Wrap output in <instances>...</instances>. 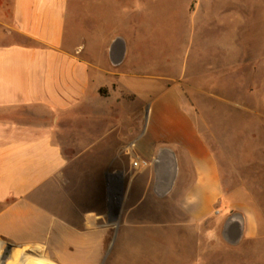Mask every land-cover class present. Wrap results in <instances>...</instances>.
I'll list each match as a JSON object with an SVG mask.
<instances>
[{
  "label": "crops",
  "instance_id": "1",
  "mask_svg": "<svg viewBox=\"0 0 264 264\" xmlns=\"http://www.w3.org/2000/svg\"><path fill=\"white\" fill-rule=\"evenodd\" d=\"M234 4L229 41L213 32L225 24L214 0H0V264H159L150 255L176 253L183 237L193 264L225 249L201 239L215 223L225 241L217 157L175 76L145 82L143 54L123 36L136 14L181 8L201 26L196 53L210 70L225 47L239 56ZM117 39L123 53L113 58ZM131 158L150 165L133 169ZM116 185L127 210L107 227ZM242 218L231 253L257 261L264 225Z\"/></svg>",
  "mask_w": 264,
  "mask_h": 264
},
{
  "label": "rangeland",
  "instance_id": "2",
  "mask_svg": "<svg viewBox=\"0 0 264 264\" xmlns=\"http://www.w3.org/2000/svg\"><path fill=\"white\" fill-rule=\"evenodd\" d=\"M214 1L215 5L221 7L219 16H223L225 24L221 27L223 29L213 32L223 34L225 40L231 41L230 25L234 16L232 12L236 10L235 1H239L238 6L241 8V28L238 33L239 56L234 55L231 60V56L227 55L230 47H225L223 57L211 63L210 70L201 69L200 56L196 53L201 26L183 18L181 8L170 7V11H167L158 7L143 15L136 14L133 17L135 27L133 22L129 23L123 37L135 51L143 54L145 82L149 83L153 81L152 78L161 75L175 76L173 82L181 92L185 107L192 112L219 162L223 185V217L229 219L234 214L242 217L249 213L256 214L261 219L263 229L264 0ZM247 7L250 9L247 10ZM112 23L107 21V28ZM192 69L195 76L189 78ZM107 171L110 168L107 167ZM110 208L111 211L107 207V227H118L127 210L125 201L120 198L119 185L115 187V199ZM214 224L204 227L201 235L203 244L213 248L223 246L225 249L224 252L217 250L204 254L206 264H264L262 253L257 261L256 256L247 255L239 259L240 256L233 255L231 243L221 241L220 231ZM214 229L217 234L213 235V232L211 237L206 236L207 230ZM180 234L184 236L183 231ZM185 239H179L176 244L174 241L173 245L179 249L176 253L174 249L161 248L154 251L150 258L154 256L153 262L157 260L159 264H193L195 255H185L180 243L185 246ZM249 245L246 240L239 244L241 248Z\"/></svg>",
  "mask_w": 264,
  "mask_h": 264
},
{
  "label": "water",
  "instance_id": "3",
  "mask_svg": "<svg viewBox=\"0 0 264 264\" xmlns=\"http://www.w3.org/2000/svg\"><path fill=\"white\" fill-rule=\"evenodd\" d=\"M121 45V40L117 39L111 49H110V55L114 58L115 56H121L123 53V48ZM160 161H161V157L158 158V160L156 161V168L158 169V167L160 166ZM173 171H174V164L173 161L171 160L169 162V177L167 179L168 184H166L164 187L158 189L157 193L161 194L164 193L170 184V180L172 178L173 175ZM166 182V183H167ZM242 230H243V218L240 214H234L233 216H231L228 220L227 223L224 226V230H223V237L226 241H228L229 243H237V241L240 239L241 235H242Z\"/></svg>",
  "mask_w": 264,
  "mask_h": 264
},
{
  "label": "built area",
  "instance_id": "4",
  "mask_svg": "<svg viewBox=\"0 0 264 264\" xmlns=\"http://www.w3.org/2000/svg\"><path fill=\"white\" fill-rule=\"evenodd\" d=\"M130 160H131L130 161L131 162L130 165H131V167L133 169H139L141 167H147V166L150 165V161L149 160H146V159L131 158Z\"/></svg>",
  "mask_w": 264,
  "mask_h": 264
}]
</instances>
